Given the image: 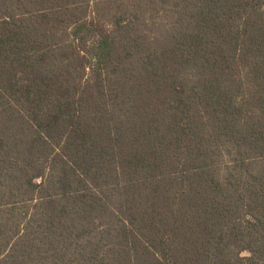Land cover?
Here are the masks:
<instances>
[{
    "label": "trees",
    "instance_id": "1",
    "mask_svg": "<svg viewBox=\"0 0 264 264\" xmlns=\"http://www.w3.org/2000/svg\"><path fill=\"white\" fill-rule=\"evenodd\" d=\"M0 264H264V0H0Z\"/></svg>",
    "mask_w": 264,
    "mask_h": 264
}]
</instances>
